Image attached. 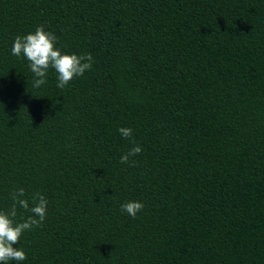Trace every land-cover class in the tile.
<instances>
[{"label": "trees", "instance_id": "trees-1", "mask_svg": "<svg viewBox=\"0 0 264 264\" xmlns=\"http://www.w3.org/2000/svg\"><path fill=\"white\" fill-rule=\"evenodd\" d=\"M40 25L91 70L34 88ZM19 187L20 264H264V0H0V210Z\"/></svg>", "mask_w": 264, "mask_h": 264}, {"label": "clouds", "instance_id": "clouds-1", "mask_svg": "<svg viewBox=\"0 0 264 264\" xmlns=\"http://www.w3.org/2000/svg\"><path fill=\"white\" fill-rule=\"evenodd\" d=\"M57 37L54 33L46 31L43 25L38 26L34 32L23 36H17L11 48V54L16 57L23 56L29 62V68L36 77L33 87L40 88L47 83L49 69L57 73V87L65 88L76 77L83 76L91 70L94 59L90 53L84 55L68 54L56 47ZM120 135L130 139L133 147L120 158V163L135 166L136 161L131 160L142 152V147L135 142L133 129L121 127ZM12 201L10 208L0 210V264H9L10 261L20 264L27 259L26 252L17 247L25 232L42 227L47 216L48 200L40 193L32 194L31 206L26 198L25 189H14L10 193ZM144 205L139 201H129L121 205V210L135 218L142 211ZM29 213L27 216L20 214L17 220L18 210Z\"/></svg>", "mask_w": 264, "mask_h": 264}]
</instances>
